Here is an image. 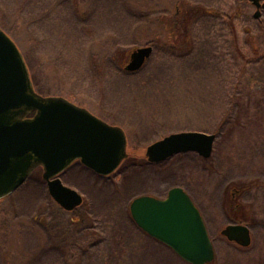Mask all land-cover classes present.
Instances as JSON below:
<instances>
[{
    "label": "rangeland",
    "instance_id": "rangeland-1",
    "mask_svg": "<svg viewBox=\"0 0 264 264\" xmlns=\"http://www.w3.org/2000/svg\"><path fill=\"white\" fill-rule=\"evenodd\" d=\"M0 0L40 97H61L125 133L127 156L109 175L76 160L57 204L36 166L0 199V264H190L136 225L139 195L183 186L198 199L213 244L205 264H264V0ZM190 6L209 12L167 24ZM258 15L255 16V13ZM151 52L127 70L139 47ZM180 131L215 135L205 158L149 162L146 147ZM179 184V185H177ZM247 225L239 246L221 230Z\"/></svg>",
    "mask_w": 264,
    "mask_h": 264
},
{
    "label": "water",
    "instance_id": "water-1",
    "mask_svg": "<svg viewBox=\"0 0 264 264\" xmlns=\"http://www.w3.org/2000/svg\"><path fill=\"white\" fill-rule=\"evenodd\" d=\"M249 1L260 6L259 0ZM150 52V46L137 48L126 69L139 68ZM32 110L34 115L26 117ZM214 139V134L200 131L173 132L149 144L145 156L149 162H159L179 152L195 151L207 158ZM126 146L119 126L64 98L40 97L20 50L0 28V199L40 165L52 198L72 211L82 203V197L59 175L74 160L95 173L109 175L127 156ZM129 212L138 227L186 262L213 260V244L202 214L181 186L171 187L162 198L139 195L130 202ZM221 234L239 246L251 242L249 227L244 224L229 223Z\"/></svg>",
    "mask_w": 264,
    "mask_h": 264
},
{
    "label": "trees",
    "instance_id": "trees-1",
    "mask_svg": "<svg viewBox=\"0 0 264 264\" xmlns=\"http://www.w3.org/2000/svg\"><path fill=\"white\" fill-rule=\"evenodd\" d=\"M209 12L208 10H205L199 6H190L188 8L182 9L181 12H177L175 14V17L169 21L167 24H171L172 26H175L176 23L186 22L192 17L199 16L202 13ZM30 116L33 115L32 113H29Z\"/></svg>",
    "mask_w": 264,
    "mask_h": 264
},
{
    "label": "crops",
    "instance_id": "crops-1",
    "mask_svg": "<svg viewBox=\"0 0 264 264\" xmlns=\"http://www.w3.org/2000/svg\"><path fill=\"white\" fill-rule=\"evenodd\" d=\"M177 185H179V184H177ZM181 187L190 195V197L192 198V200L194 201V203L196 204V206L199 208V210H200V212L202 214V217L204 219L203 212H202V210H201V208L199 206V203H201V202L198 201V199L195 197V195L190 190H188L187 188H184L183 186H181ZM204 221H205V219H204Z\"/></svg>",
    "mask_w": 264,
    "mask_h": 264
},
{
    "label": "flooded vegetation",
    "instance_id": "flooded-vegetation-1",
    "mask_svg": "<svg viewBox=\"0 0 264 264\" xmlns=\"http://www.w3.org/2000/svg\"><path fill=\"white\" fill-rule=\"evenodd\" d=\"M86 109V108H85ZM33 112V115H34V113H35V111L34 110H32V111H29V112H27L26 114H25V116L26 117H28V116H30L29 115V113H32ZM76 160H74V161H72L71 163H70V165L59 175V177L75 162ZM79 161V160H78ZM80 162V161H79ZM36 168V167H35Z\"/></svg>",
    "mask_w": 264,
    "mask_h": 264
}]
</instances>
